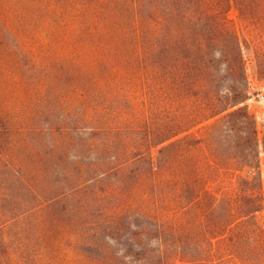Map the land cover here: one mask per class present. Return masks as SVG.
Instances as JSON below:
<instances>
[{
    "label": "rangeland",
    "instance_id": "obj_1",
    "mask_svg": "<svg viewBox=\"0 0 264 264\" xmlns=\"http://www.w3.org/2000/svg\"><path fill=\"white\" fill-rule=\"evenodd\" d=\"M135 3L0 0V264H121V234L134 235L148 218L186 224L191 213L209 209L212 195L232 194L242 177L261 175L263 205L254 218L264 229V68L247 46L249 94L241 106L256 121L258 169L220 170L209 143L185 156L200 192L188 211L176 206L172 178L148 175L133 162L92 185L89 194L61 203L48 199L72 186V177L79 181L81 163L97 162L93 146L84 161L76 157L80 127L107 130L102 137L114 147V165L123 161L124 147H139L147 162H156L166 144H138L149 109ZM227 16L239 24L235 6ZM205 130L195 126L188 138H200ZM125 221L131 224L127 233Z\"/></svg>",
    "mask_w": 264,
    "mask_h": 264
},
{
    "label": "trees",
    "instance_id": "obj_2",
    "mask_svg": "<svg viewBox=\"0 0 264 264\" xmlns=\"http://www.w3.org/2000/svg\"><path fill=\"white\" fill-rule=\"evenodd\" d=\"M135 2L144 104L149 109L138 144H166L156 162H147L139 147L128 158L133 148L124 147L119 151L123 161L114 165V147L102 137L107 130L80 127L76 157L84 161L85 150L93 146L97 162L78 161L79 181L72 177V186L48 195L51 203L81 195L133 162L148 175L172 178L176 206L188 211L200 192L197 180L187 173L185 156L190 148L209 143L220 170L230 171L234 165L259 168L256 121L241 104L249 94L245 46L264 68V0ZM233 6L238 25L227 16ZM198 125L205 126V134L189 139V130ZM260 190L261 175L242 177L232 194L212 195L209 209L191 213L186 224L164 217L144 220L134 235L121 234V264H264V229L254 218L263 205ZM130 226L125 221V233ZM92 245L85 246L86 252L92 253Z\"/></svg>",
    "mask_w": 264,
    "mask_h": 264
}]
</instances>
